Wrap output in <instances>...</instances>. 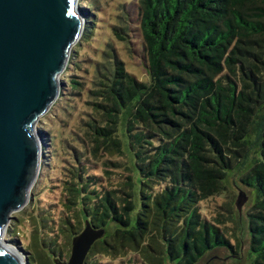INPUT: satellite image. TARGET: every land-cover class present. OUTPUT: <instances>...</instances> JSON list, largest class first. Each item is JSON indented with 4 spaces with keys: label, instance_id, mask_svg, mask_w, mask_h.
<instances>
[{
    "label": "trees",
    "instance_id": "1",
    "mask_svg": "<svg viewBox=\"0 0 264 264\" xmlns=\"http://www.w3.org/2000/svg\"><path fill=\"white\" fill-rule=\"evenodd\" d=\"M135 3L147 79L121 53L132 52L123 3L98 58L84 68L69 56L65 70L74 73L55 102L70 124L39 132L54 195L43 204L34 194L16 219V227L26 221V239L10 232L27 264L68 260L86 221L105 234L85 264H196L216 247L239 255L241 212L215 201L226 199L230 175L247 161L264 107V0ZM91 11L83 9L80 42L98 29ZM257 125L259 155L239 181L255 192L251 264H264V115Z\"/></svg>",
    "mask_w": 264,
    "mask_h": 264
},
{
    "label": "water",
    "instance_id": "2",
    "mask_svg": "<svg viewBox=\"0 0 264 264\" xmlns=\"http://www.w3.org/2000/svg\"><path fill=\"white\" fill-rule=\"evenodd\" d=\"M84 28L78 0H0V264H27L3 233L12 213L28 202L40 172L42 142L36 124L60 94L72 48ZM247 197L241 191V212ZM105 234L86 221L66 261L85 264Z\"/></svg>",
    "mask_w": 264,
    "mask_h": 264
},
{
    "label": "rangeland",
    "instance_id": "3",
    "mask_svg": "<svg viewBox=\"0 0 264 264\" xmlns=\"http://www.w3.org/2000/svg\"><path fill=\"white\" fill-rule=\"evenodd\" d=\"M91 0H78V6L80 7V11L83 13V9L89 8L91 12L94 13L95 19L98 21V29H96V33L92 36V40L90 41H81L80 39L74 45L70 54H73V60H78L83 65L84 68L90 62H93L95 58H98L99 53L98 47L101 43L105 44L103 41L109 35V20L114 18V7L117 4H122L125 6L126 14L129 16V20L131 21V46L132 52L129 55L123 47L121 48L122 56L126 59L127 69L134 73L140 79H147V73L145 68V56L143 52V48L141 45V35L138 29V11L136 7L135 0H100L98 8L90 5ZM121 6V5H120ZM85 23V21H84ZM81 44V45H80ZM75 46L78 47V51L75 52ZM102 48V47H101ZM97 56V57H96ZM74 73V68L71 67L67 71L63 72L60 79L61 81H66V77L68 74ZM57 101V100H56ZM68 103L74 104L77 108H81V103L69 101ZM63 103L56 102L51 106V108L38 120L36 124V128L38 131L48 132L49 135L52 134L53 131L59 130L60 127H68L70 122L65 123L63 118L64 115L62 113ZM262 115H264V107L258 112L255 117L254 124L252 126L251 133L247 137L249 140V148L250 152L247 156V161L244 163L242 167L236 166L230 175V190L225 196L218 197L216 199V203H224L227 208H230L234 212L238 211L236 206V200L241 191L245 194L247 199L242 204L241 207V223H243L244 232L241 235V231L237 227L234 232L238 236L239 234L242 236L243 241L239 250V255H232V253L224 247H216L209 252H207L196 264H251L253 257L250 253V237L247 231V223L248 217L247 213L249 209L252 207L253 202L255 200V192L251 187L243 185L239 181L240 175L246 171L254 162L255 156L259 155V147H258V137H259V126L257 125L260 122ZM73 117V115H72ZM257 122V123H256ZM50 162L51 158L42 157L41 160V171L39 172L30 192L29 200L27 204L20 210H17L12 213V219L9 222L5 232L3 233L4 241L14 246L22 255L23 258L26 259V251L22 250L21 246H17L14 242L15 235L21 238L26 239V221L22 224L21 227H16L17 218L22 217L26 214V209L32 207V202L34 198V194H40L41 200H45L43 204H47L51 200L52 195H54L53 191H55L54 187H51V184H55V181L51 180L48 182L46 180V175L51 174L50 172ZM235 181V182H234ZM236 183V184H235ZM12 224V225H11ZM18 224V223H17ZM12 226V227H11ZM20 230V233H19ZM15 232L14 237L10 234V232ZM119 262V261H116Z\"/></svg>",
    "mask_w": 264,
    "mask_h": 264
},
{
    "label": "bare ground",
    "instance_id": "4",
    "mask_svg": "<svg viewBox=\"0 0 264 264\" xmlns=\"http://www.w3.org/2000/svg\"><path fill=\"white\" fill-rule=\"evenodd\" d=\"M3 242H4V238H3Z\"/></svg>",
    "mask_w": 264,
    "mask_h": 264
}]
</instances>
